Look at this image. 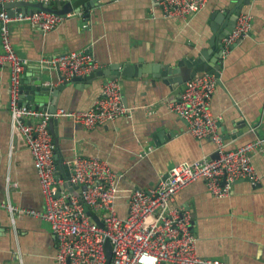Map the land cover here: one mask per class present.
<instances>
[{
  "label": "crops",
  "instance_id": "0c3cea01",
  "mask_svg": "<svg viewBox=\"0 0 264 264\" xmlns=\"http://www.w3.org/2000/svg\"><path fill=\"white\" fill-rule=\"evenodd\" d=\"M89 1L32 3L31 10L38 6L66 15L47 34L28 20L11 22L15 50L26 59V84L43 79L45 86L63 85L58 71L44 68L40 61L69 51L88 52L103 67L126 62L174 65L204 49L210 50L211 59L220 47V42L214 49L210 45L212 15L231 2L209 0L203 10L187 18H168L155 0H100L93 8ZM242 12L252 14L250 35L221 61L212 111L228 149L262 142L253 155L260 182L254 186L249 180L238 181L230 196L218 198L206 181L199 180L181 191L173 206L191 212L200 255L227 264H264V0H251ZM106 80H96L89 87L87 83L64 84L54 112L53 97L40 110L53 114L60 108L88 109ZM120 81L126 104L135 108L132 117L120 116L94 129L58 118L56 159L64 158L67 164L79 154L101 157L121 176L124 189L147 190L176 164L218 155L213 141L195 138L187 120L171 110L170 104L180 97L185 84L172 89L152 76ZM10 85V68L0 65V264H57L58 242L50 224L9 209L45 208L33 155L24 136L12 130ZM233 132L240 135L234 138ZM59 172L58 177L65 175ZM117 211L127 216L124 200Z\"/></svg>",
  "mask_w": 264,
  "mask_h": 264
},
{
  "label": "built area",
  "instance_id": "2783aa9c",
  "mask_svg": "<svg viewBox=\"0 0 264 264\" xmlns=\"http://www.w3.org/2000/svg\"><path fill=\"white\" fill-rule=\"evenodd\" d=\"M56 0H0L7 3H46ZM70 1V0H57ZM209 0H155L165 17L187 18L203 10ZM66 15L38 10L33 13L0 11V39L3 51L0 65L8 64L11 74L10 107L12 130L24 136L38 172L45 208L42 211L10 206L13 214L32 215L48 222L57 239V264H227L200 255L198 238L193 231L189 210L174 207L177 195L196 181L207 182L209 190L218 198L228 197L233 185L249 180L254 186L260 176L253 163V155L262 142H250L238 149H228L219 130L218 119L212 111V98L218 87L216 74L198 73L185 83L180 97L170 104L171 110L188 122L189 131L200 141L210 139L217 147V158H202L194 162L174 165L167 178L156 186L124 189L121 176L101 157L76 155L68 161L71 168L69 182L75 191L63 186L67 180L58 177L56 144L50 129L53 118L67 117L88 129L110 123L120 116L132 117L135 108L125 103L122 82L107 79L101 93L85 110L60 108L45 112L21 104V87L26 59L14 47L11 22L30 21L43 33L59 27ZM252 14L242 12L237 24L223 39L224 56L250 35ZM44 68L56 69L60 83L85 77L103 67L85 51H69L40 61ZM121 200L128 208L127 216L118 214ZM91 211L98 215L100 226ZM107 242L112 247L109 260Z\"/></svg>",
  "mask_w": 264,
  "mask_h": 264
},
{
  "label": "water",
  "instance_id": "95a60500",
  "mask_svg": "<svg viewBox=\"0 0 264 264\" xmlns=\"http://www.w3.org/2000/svg\"><path fill=\"white\" fill-rule=\"evenodd\" d=\"M100 0H90L89 7H95L98 5ZM251 0H231L230 5L225 8L224 11H218L212 15L213 22L212 24V31L213 37L210 41V45L212 48H216V42H220V47L217 49V52L214 53L213 58L209 59L210 57V50L204 49L201 50L196 56L190 58H184L177 62L174 65H166V64H144L138 63L133 64L126 62L122 63H115L111 64L108 67H101L90 75L85 77H75L71 82L76 84H86L89 87L94 81L96 80H104V79H122V80H133L134 78L144 79L148 76H152L153 78L162 79V81L170 86L172 89H175L177 86L185 84L191 78L196 76L198 73L207 72L211 74H216L218 80L220 82L221 78V69L223 67V62H221L224 58V46H223V39L224 37L228 36L234 30L237 20L242 13L243 8L250 4ZM62 5V3H58ZM32 3H24V2H17V3H7L2 5L0 3V11L3 8L9 10V14L14 16L18 11L30 12L33 13L38 11L39 8L31 10ZM35 6V5H34ZM89 18V16H87ZM241 42V41H240ZM239 42V43H240ZM69 82H65L64 84H68ZM63 85H59L57 87L45 86L43 79H37L31 84H26L23 80L22 87H21V104H25L26 102L35 103L33 108L43 109L45 104L48 103L50 97L55 98L54 105L52 107L54 112L55 105H56V98L62 92ZM126 103V100H125ZM42 105V106H41ZM51 107V109H52ZM242 123V122H241ZM57 126H58V119L53 118L50 122V129L54 136V142L58 147L59 144V137L57 135ZM244 130H249L248 127L244 128ZM234 138L237 137V133H234ZM217 156L213 158H217ZM64 158L59 160L56 159V163L59 169V173H65L62 177H65L67 182L63 186V189L66 188L69 191H75V187L69 182L71 179V168L68 164L64 163ZM168 177V174L165 178ZM88 214L94 218V220L100 225L104 226V223L100 219L98 215H94L91 211H88ZM194 229V228H193ZM107 252L109 260H111L112 256V247L110 242H107Z\"/></svg>",
  "mask_w": 264,
  "mask_h": 264
}]
</instances>
